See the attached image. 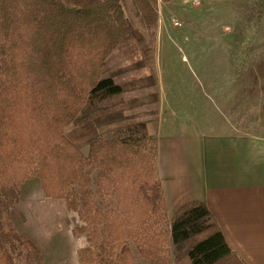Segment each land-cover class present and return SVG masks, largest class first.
I'll list each match as a JSON object with an SVG mask.
<instances>
[{
	"label": "trees",
	"instance_id": "1",
	"mask_svg": "<svg viewBox=\"0 0 264 264\" xmlns=\"http://www.w3.org/2000/svg\"><path fill=\"white\" fill-rule=\"evenodd\" d=\"M160 1L177 0H0V264H45L11 218L35 177L78 215L79 264H245L205 203L168 218L158 139L125 115L120 74L105 76L138 51L148 75L131 86L158 88Z\"/></svg>",
	"mask_w": 264,
	"mask_h": 264
},
{
	"label": "rangeland",
	"instance_id": "2",
	"mask_svg": "<svg viewBox=\"0 0 264 264\" xmlns=\"http://www.w3.org/2000/svg\"><path fill=\"white\" fill-rule=\"evenodd\" d=\"M159 17L155 49L157 75L164 99L171 103L177 117L187 120L185 130L208 134L225 132L229 129L226 123L229 116L235 131L264 135V58L235 62V35L241 36L242 40H264V0H200V4H194V0L163 2ZM132 23L147 37L140 21ZM135 54L116 53L109 59L105 76L114 77L115 73H119L116 81L128 85L134 78L146 77L145 66L138 62L141 60L143 64L144 60L139 58L140 52ZM123 64L130 65L126 67ZM255 68L261 82L253 83ZM233 70L235 77L239 78L235 82V90L227 84ZM138 87L141 89L128 91L130 87L125 86V101L136 103L128 114L135 115L139 122L147 119L157 122L159 88L143 87L141 84ZM227 100L233 104L228 107L230 111ZM147 105L149 108L145 109ZM48 201L44 204L30 203L25 199L20 215L31 212L30 218L48 233L82 226L78 216L71 214L66 227V202ZM17 211L19 215V209ZM135 256L138 264H147L136 253Z\"/></svg>",
	"mask_w": 264,
	"mask_h": 264
},
{
	"label": "crops",
	"instance_id": "3",
	"mask_svg": "<svg viewBox=\"0 0 264 264\" xmlns=\"http://www.w3.org/2000/svg\"><path fill=\"white\" fill-rule=\"evenodd\" d=\"M162 4L160 1L159 9ZM231 48L234 50V46ZM254 57L264 58V40H242L241 36L235 35V62ZM123 65L129 67L130 64ZM256 68L253 83L261 82ZM237 79L233 70L227 78L230 89L235 90ZM127 86L130 87L128 91L141 89L131 84ZM158 88L157 122L148 119L141 122L146 123L148 133L158 139L157 172L165 194L168 218L171 219L187 203L203 202L241 261L264 264V135L235 131L229 116L226 118L229 129L225 132L187 131V120L177 117L171 103L164 99L159 78ZM226 105L228 110L233 106L228 100ZM129 111H125V115H129ZM150 114H153L152 110ZM71 132L72 126L66 134ZM25 199L30 203L49 202L37 177L24 183L19 205L11 213L16 232L36 244L45 257V264H79V252L87 247L85 237L77 236L70 228L49 233L42 230L30 218L31 212L20 215ZM18 209L19 215L16 214ZM71 214L76 213L67 210L66 227Z\"/></svg>",
	"mask_w": 264,
	"mask_h": 264
},
{
	"label": "built area",
	"instance_id": "4",
	"mask_svg": "<svg viewBox=\"0 0 264 264\" xmlns=\"http://www.w3.org/2000/svg\"><path fill=\"white\" fill-rule=\"evenodd\" d=\"M194 4H200V0H194ZM173 21H174V20H173ZM175 25H176V26H179V23H176V22H175Z\"/></svg>",
	"mask_w": 264,
	"mask_h": 264
}]
</instances>
